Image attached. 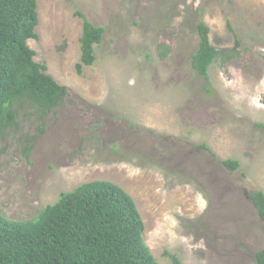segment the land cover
Masks as SVG:
<instances>
[{
  "label": "rangeland",
  "instance_id": "1",
  "mask_svg": "<svg viewBox=\"0 0 264 264\" xmlns=\"http://www.w3.org/2000/svg\"><path fill=\"white\" fill-rule=\"evenodd\" d=\"M105 34L81 61L83 19ZM35 61L67 87L45 118L23 107L0 139V213L38 217L62 193L93 181L136 202L159 264H255L263 223L264 0H38ZM239 56L191 67L196 25ZM206 145L209 149L200 146ZM237 160L230 171L222 161Z\"/></svg>",
  "mask_w": 264,
  "mask_h": 264
},
{
  "label": "trees",
  "instance_id": "2",
  "mask_svg": "<svg viewBox=\"0 0 264 264\" xmlns=\"http://www.w3.org/2000/svg\"><path fill=\"white\" fill-rule=\"evenodd\" d=\"M69 1V0H68ZM38 0H0V139L15 124L19 111L30 106L45 118L63 106L68 89L35 61L28 45L38 39ZM83 19L81 61L77 71L94 64L95 45L105 29ZM198 47L191 67L207 85L209 68L219 59L238 58L240 42L233 49L218 50L211 43L210 28L203 20L196 25ZM258 126L264 131V123ZM209 149L206 145L200 146ZM223 166L236 171L237 160H224ZM264 230V193L249 196ZM145 224L136 202L122 187L109 181L81 184L62 193L37 218L12 221L0 213V264H159L144 239ZM172 264H183L166 253ZM255 264H264V248L254 255Z\"/></svg>",
  "mask_w": 264,
  "mask_h": 264
}]
</instances>
